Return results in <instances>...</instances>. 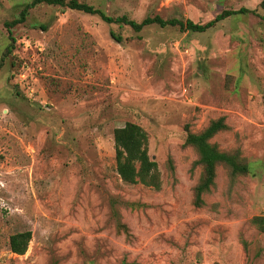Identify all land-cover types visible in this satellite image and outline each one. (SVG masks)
Segmentation results:
<instances>
[{"label":"rangeland","instance_id":"1","mask_svg":"<svg viewBox=\"0 0 264 264\" xmlns=\"http://www.w3.org/2000/svg\"><path fill=\"white\" fill-rule=\"evenodd\" d=\"M31 0H0V264H264V10L261 0H82L107 15L213 19L203 32L134 31L95 14ZM121 37L115 40L110 32ZM225 116L211 138L250 164L234 179L219 167L206 204L184 125ZM148 134L159 188L116 171L113 129ZM171 156L172 174L166 159ZM29 230L24 254L11 234Z\"/></svg>","mask_w":264,"mask_h":264},{"label":"trees","instance_id":"2","mask_svg":"<svg viewBox=\"0 0 264 264\" xmlns=\"http://www.w3.org/2000/svg\"><path fill=\"white\" fill-rule=\"evenodd\" d=\"M41 3L65 6L69 9L84 13L95 14L107 23L113 22L128 25L136 32L151 24H155L161 28L178 27L183 31L203 32L214 27L219 21L228 16L249 11V9L245 7H241L237 10L224 9L213 19L205 23H197L189 18L183 20L174 17L163 18L157 14L154 16H146L141 21L137 22L128 18L125 14L115 17L107 15L100 8L82 0H31L21 8L17 17L11 21L4 22L8 39L10 40L7 52H11L15 42V37L12 35L11 28L15 24L25 20L29 8ZM259 6L264 10V0L260 1ZM250 11L254 12V10ZM110 34L115 40H121V37L114 34L113 31H111ZM230 129L231 127L227 123L226 117L223 115L209 119L207 124L199 130L192 129L189 124L184 125L185 138L183 146L193 149L196 155L193 161V167L198 166L200 168L196 182L192 187L191 202L194 206L202 207L206 204L205 195L210 193L219 167L225 169L231 179L250 172V164L243 156L240 147L224 150L215 142L211 141V138L217 133ZM112 134L116 171L121 180L128 184L141 183L145 186H151L156 189L159 188L161 185L160 171L157 162L148 154V134L142 126L135 122L128 121L123 126L115 127ZM166 160V166L173 174L174 164L171 156H168ZM252 222L257 224L260 230H264L261 217L254 216ZM30 239L31 232L29 230L11 234L9 237L10 251L16 254H24Z\"/></svg>","mask_w":264,"mask_h":264}]
</instances>
